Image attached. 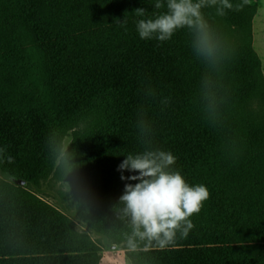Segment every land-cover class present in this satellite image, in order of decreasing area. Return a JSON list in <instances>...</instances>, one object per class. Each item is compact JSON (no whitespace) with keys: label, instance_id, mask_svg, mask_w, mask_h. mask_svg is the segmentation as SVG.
<instances>
[{"label":"trees","instance_id":"trees-1","mask_svg":"<svg viewBox=\"0 0 264 264\" xmlns=\"http://www.w3.org/2000/svg\"><path fill=\"white\" fill-rule=\"evenodd\" d=\"M155 2L0 0V35L19 32L21 28L9 29L18 26L12 20L19 8L22 29L33 32L43 51L60 115L87 127V135L81 128L76 141V189L95 217L91 226L100 224L113 233L132 231L119 203L125 183L136 182L121 180L117 169L124 155L150 144L170 151L176 157L173 170L190 186L200 185L198 159L205 134L212 130L197 119L201 106L190 95L205 76L196 62L195 31L178 30L164 42L139 37L138 20L166 10L155 9ZM138 8L146 10L144 17L136 14ZM217 55L222 59L219 74L237 60L232 53L226 60L223 53ZM246 58L253 60L254 55L246 52L243 61ZM256 103L258 99L248 106L258 113ZM58 141L60 136L40 109L0 101V171L5 176L34 182L54 159ZM205 187L208 200L223 206L208 227L201 224L203 217H190L194 227L186 238L178 233L165 249L145 241L149 250L142 252L144 258L150 264H264V216L248 214L246 197L237 202L216 187ZM249 190L247 185L245 196ZM254 222L257 239L249 245L244 228ZM95 257L87 242L69 237L54 208L0 197V264H96Z\"/></svg>","mask_w":264,"mask_h":264},{"label":"rangeland","instance_id":"rangeland-1","mask_svg":"<svg viewBox=\"0 0 264 264\" xmlns=\"http://www.w3.org/2000/svg\"><path fill=\"white\" fill-rule=\"evenodd\" d=\"M229 2L234 8L225 10L223 17L217 14L219 2L201 10L218 42V53H223L224 60L228 54H235L237 60L219 74L222 60L219 55L218 59L200 55L196 58L205 76L192 87L190 95L201 106L197 119L205 129L212 126L205 134L203 156L198 159L199 179L200 185L216 187L218 192H226L227 198L237 202L248 198V214L261 218L264 216V0H248L239 10L235 6L241 0ZM17 12L19 8L15 14L13 11L12 22L18 26L10 25L9 29L14 32L21 28L19 32L0 35V101L19 108L40 109L60 141L53 152L54 159L36 175L34 182L24 180L20 184L0 171V197L12 202H42L54 208L63 217L69 237L93 247L96 264H150L149 258L142 255L149 250L145 241L138 240L135 250L129 248L131 231L113 233L100 224L91 226L90 221L95 217L80 200L75 175L79 152L76 141L80 142L82 134L87 135V127L66 122L60 115L57 95L46 78L43 51L33 32L22 29L23 22ZM107 18V14L103 16L104 21ZM246 52L254 55L253 60L243 61ZM254 99L259 100V104H255L258 113L248 106ZM196 111L194 109L193 113ZM65 149L66 161L60 158ZM247 185L250 190L245 196ZM222 207L207 199L200 212L191 218L203 217L201 224L208 227L210 219L215 218ZM244 229L245 237L250 240L248 244L252 245V239H257L253 232L255 222Z\"/></svg>","mask_w":264,"mask_h":264},{"label":"clouds","instance_id":"clouds-1","mask_svg":"<svg viewBox=\"0 0 264 264\" xmlns=\"http://www.w3.org/2000/svg\"><path fill=\"white\" fill-rule=\"evenodd\" d=\"M218 2L217 14L221 17L226 15L225 10L234 8L229 0H156L155 9L166 10L152 18L139 19L136 25L139 37H155L164 42L178 30L193 29L197 54L214 59L219 45L201 10ZM247 2L241 0L235 9H241ZM135 12L144 17L146 10L138 8ZM124 156L117 169L121 172V180L136 181L125 183L119 197L122 215L129 219L132 229L128 237L129 248L135 250L139 240L165 249L175 243L178 233L180 238H186L194 227L189 218L200 212L210 196L208 189L204 185L190 186L179 171L173 170L176 157L170 151L150 144ZM60 158L66 161V149ZM125 171L133 174L125 176Z\"/></svg>","mask_w":264,"mask_h":264},{"label":"water","instance_id":"water-1","mask_svg":"<svg viewBox=\"0 0 264 264\" xmlns=\"http://www.w3.org/2000/svg\"><path fill=\"white\" fill-rule=\"evenodd\" d=\"M17 182L20 183V184H23L24 180L17 179Z\"/></svg>","mask_w":264,"mask_h":264}]
</instances>
